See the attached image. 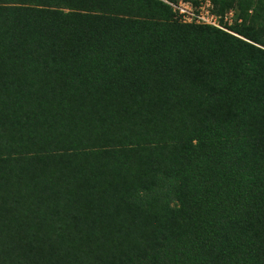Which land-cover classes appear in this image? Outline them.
<instances>
[{
	"label": "trees",
	"instance_id": "16d2710c",
	"mask_svg": "<svg viewBox=\"0 0 264 264\" xmlns=\"http://www.w3.org/2000/svg\"><path fill=\"white\" fill-rule=\"evenodd\" d=\"M213 3L0 0V264H264V0Z\"/></svg>",
	"mask_w": 264,
	"mask_h": 264
},
{
	"label": "built area",
	"instance_id": "2783aa9c",
	"mask_svg": "<svg viewBox=\"0 0 264 264\" xmlns=\"http://www.w3.org/2000/svg\"><path fill=\"white\" fill-rule=\"evenodd\" d=\"M160 1L172 8L176 18L183 24L209 26L244 39L230 29L236 22H242L233 9L224 14H217L213 0Z\"/></svg>",
	"mask_w": 264,
	"mask_h": 264
}]
</instances>
